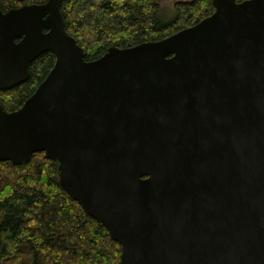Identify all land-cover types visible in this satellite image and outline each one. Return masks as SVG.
<instances>
[{
    "label": "water",
    "instance_id": "water-1",
    "mask_svg": "<svg viewBox=\"0 0 264 264\" xmlns=\"http://www.w3.org/2000/svg\"><path fill=\"white\" fill-rule=\"evenodd\" d=\"M60 2L0 12L1 90L53 55L18 109L0 106V162H55L118 264H264V0H210L197 23L91 61Z\"/></svg>",
    "mask_w": 264,
    "mask_h": 264
},
{
    "label": "trees",
    "instance_id": "trees-1",
    "mask_svg": "<svg viewBox=\"0 0 264 264\" xmlns=\"http://www.w3.org/2000/svg\"><path fill=\"white\" fill-rule=\"evenodd\" d=\"M172 9L171 18L160 23L155 0H61L59 6L63 29L84 61L110 46L159 40L212 12L210 0L175 1ZM52 64L53 55L42 53L25 84L0 93L1 108L18 109ZM118 259L119 247L58 185L55 162L41 152L24 165L0 162V264H118Z\"/></svg>",
    "mask_w": 264,
    "mask_h": 264
},
{
    "label": "flooded vegetation",
    "instance_id": "flooded-vegetation-1",
    "mask_svg": "<svg viewBox=\"0 0 264 264\" xmlns=\"http://www.w3.org/2000/svg\"><path fill=\"white\" fill-rule=\"evenodd\" d=\"M191 1V0H189ZM235 2H241L243 0H234ZM1 2V1H0ZM45 2V0H5L4 3H0V12L1 13H4L6 12L7 10H10V9H18L22 6H29V5H40V4H43ZM182 2H188V1H182ZM4 4V5H3ZM41 32H43V30L41 29ZM21 40V36L18 37V38H14L13 39V43L14 44H17L19 41ZM42 54V53H41ZM39 54L38 56L32 58L30 61L27 62V65H26V71H27V76L25 78V80H23L22 82L20 83H17L15 84L14 86H12L11 88L9 89H6V90H1L0 89V93H7L9 91H11L12 89H18L20 86H22L23 84H25L29 78H30V67L31 65L33 64V62L35 60L38 59V57L41 55ZM43 80V79H42ZM41 80V81H42ZM40 81V82H41ZM38 82L34 87L32 86V89H31V92L24 98V100L32 93V91L35 89V87L40 83ZM32 85V84H31ZM23 100V101H24ZM22 104V103H21Z\"/></svg>",
    "mask_w": 264,
    "mask_h": 264
},
{
    "label": "rangeland",
    "instance_id": "rangeland-1",
    "mask_svg": "<svg viewBox=\"0 0 264 264\" xmlns=\"http://www.w3.org/2000/svg\"><path fill=\"white\" fill-rule=\"evenodd\" d=\"M175 1H189V0H155L158 5V10L155 17L160 23L169 20L173 14L172 3Z\"/></svg>",
    "mask_w": 264,
    "mask_h": 264
}]
</instances>
